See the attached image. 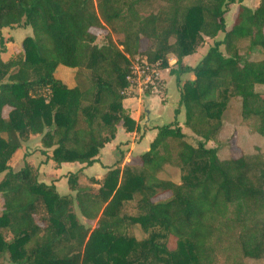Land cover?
Returning <instances> with one entry per match:
<instances>
[{"label": "trees", "instance_id": "1", "mask_svg": "<svg viewBox=\"0 0 264 264\" xmlns=\"http://www.w3.org/2000/svg\"><path fill=\"white\" fill-rule=\"evenodd\" d=\"M0 0V264H244L264 260V153L229 156L219 150L228 100H241L242 119L264 137V0L252 9L245 0ZM238 5L235 22L226 18ZM30 28L21 50L4 60L5 30ZM107 29L103 44L95 30ZM217 41L195 67L185 58L210 38ZM122 38L115 42L114 37ZM152 43L143 52L142 42ZM248 43L247 60L241 44ZM122 47V50L120 49ZM146 55L169 69L177 59L183 84L180 106L188 142L176 111L173 124L157 136L138 164L118 161L103 179L69 174L71 193L62 196L40 181L31 164L14 173L11 162L23 145L41 138L56 167L99 162L100 150L119 127L132 133L124 109L132 60ZM76 70V86L57 78L59 67ZM9 109L4 116L5 109ZM216 148H209L208 143ZM182 172L181 183L159 178L165 166ZM170 194V198L162 199ZM134 206V207H133ZM133 207L132 216L125 215ZM75 209L94 229L84 225ZM139 226L149 235L129 234Z\"/></svg>", "mask_w": 264, "mask_h": 264}, {"label": "rangeland", "instance_id": "2", "mask_svg": "<svg viewBox=\"0 0 264 264\" xmlns=\"http://www.w3.org/2000/svg\"><path fill=\"white\" fill-rule=\"evenodd\" d=\"M245 2V1H244ZM258 0H246L247 5L252 6L255 8L257 6ZM156 6V0H146L145 2H142L139 5V12L140 14L144 16L150 15V13L153 12ZM238 10V5H233L227 15L226 23L227 27L231 28L235 22V14ZM95 33L98 36V43L103 44L105 42L104 38L106 34L108 33L107 29L104 30H95ZM5 38H12L13 42L9 45V50L6 55H4V59H8L13 54H16L21 50V46L23 41L27 38L32 36V30L30 28H16L13 30H6L4 32ZM114 37L115 42H120L122 38H118L116 36ZM224 40V34L221 33L218 35V37L213 40L210 38H205L203 42L197 47L196 53L189 56V60L185 63L186 66H190L192 68H195L209 53L210 49L214 47L215 43L217 41H223ZM152 48V43L150 41L144 40L142 42V49L143 52H146L147 50ZM122 50V47H120ZM241 54L244 55V58L247 60H259L262 58V56L259 53H256L255 55H248V43L243 42L241 44ZM142 58H146V55H141L137 59L143 60ZM137 59H133L132 61H136ZM148 60V59H147ZM173 60H175L173 64ZM149 62V61H148ZM168 63H169V69H166V71L163 73L164 75V83L167 88V94L165 97H159L158 98H165V106L162 109V116H163V126L171 125L176 120V111L180 110V114L177 117V120L179 122L180 127L183 129L185 133H187L189 136H187V140L189 143L196 145L197 139L194 136H190V131L185 127V121H186V115H185V109L180 106V91L183 84L187 81H192L195 79L193 73H184L182 74L179 79L180 83H178V76L171 75L170 72L172 69H177V59L174 56L168 57ZM65 69H68L66 67H62ZM67 73L68 70H67ZM63 75V74H62ZM64 76V75H63ZM67 77V76H66ZM64 77L65 79H67ZM166 88L165 92L166 93ZM257 91L263 92L264 87H257ZM224 119H225V126L223 131L220 135V141L222 143V146L219 150V156L222 160L228 159L229 156H233L234 158H239L243 153L245 154H256V153H264V137L257 135L251 124L245 122L242 119L241 115V100L235 97H232L228 100L227 108L224 113ZM209 148H216L217 145L213 142L208 143L207 145ZM40 149V148H39ZM35 151L36 146L31 147L29 150L35 151L34 154H32L27 161H22V156L19 155L18 158L15 160L12 168V171L14 173L20 172L26 164H33L34 167L38 166L41 160H45V158L42 156L40 151ZM40 153V154H38ZM140 159H136L133 164H138ZM20 164V165H19ZM44 176V177H43ZM41 177V182L44 181H50L51 178L50 173H45ZM159 178L163 180H169L174 183L180 184L181 178H182V172L179 168L173 167V166H165L162 170V172L159 174ZM87 182V181H86ZM84 182V184H80L82 189L88 188L87 183ZM45 183V182H44ZM47 185H51L52 183H45ZM89 188H93L95 191H97L99 188L96 186H90ZM170 194H167L162 197V199L170 198ZM134 207V206H133ZM133 207L127 208L124 213L125 215L132 216L135 213V209ZM76 213L79 216L80 221L90 227L91 229H94L97 224L96 222L88 223L85 219H83L80 215V212L78 209H75ZM129 234L133 235L137 240L141 241L144 239H147L149 237L148 234H146L141 227L136 226L132 227L129 230ZM244 264H264V260L256 261V260H248Z\"/></svg>", "mask_w": 264, "mask_h": 264}, {"label": "crops", "instance_id": "3", "mask_svg": "<svg viewBox=\"0 0 264 264\" xmlns=\"http://www.w3.org/2000/svg\"><path fill=\"white\" fill-rule=\"evenodd\" d=\"M260 1L261 0H258L259 3L257 2L258 4L255 8L259 6ZM244 4L252 9H255L252 6L247 5L246 0ZM10 43L7 45V52L9 50ZM189 59V57L185 58L184 62L186 63ZM174 62L175 60H173V64ZM67 70L69 73H67ZM75 72L76 70L74 69H65L61 66L57 70V78L62 80L68 87L73 88L76 86ZM64 77H66L67 79H65ZM166 94L167 88L165 95ZM165 102V98H158L148 93L139 94L136 97L125 100L123 103L124 109L135 121L137 129L135 130V132L129 133L123 127H119L116 139L112 143L106 145L105 148L100 150L99 156L97 157V160L99 162L95 163L92 166L85 167L78 163H68L63 164L60 167H56L54 161L48 159V157L52 156V150L47 151V155H44L40 152L45 158V160H41L39 165L36 166L40 169V180L45 173H50V176L53 179H50V181L47 182L44 181L45 183H53L56 186L57 191L62 196H66L69 194L75 195V193H71V191L69 190V174H76L82 169V172L80 173V184H84V182L87 181L86 183L88 185V181L90 178H95L98 180L103 179V177L108 173L109 169L115 167L118 161L122 162V167H124L125 165L133 164L136 159L140 158L142 154L149 150L151 143L157 136V129L163 127V116L161 111L165 106ZM9 111L10 110L8 108L5 109V117L7 116ZM33 146H36L35 151H38L39 148V151L43 149L41 138L35 137L29 142L25 143L22 149H20L15 154L11 162V167L13 166L15 160L19 155L22 156L21 160H24L26 162L27 159L35 153V151L29 150ZM90 186L91 185H88V188ZM95 187L96 186H94V188Z\"/></svg>", "mask_w": 264, "mask_h": 264}, {"label": "built area", "instance_id": "4", "mask_svg": "<svg viewBox=\"0 0 264 264\" xmlns=\"http://www.w3.org/2000/svg\"><path fill=\"white\" fill-rule=\"evenodd\" d=\"M142 59L132 61L130 74L127 77L128 87L123 95L128 99L145 93L165 97L163 73L166 69L162 68L161 62L150 63L146 58Z\"/></svg>", "mask_w": 264, "mask_h": 264}]
</instances>
